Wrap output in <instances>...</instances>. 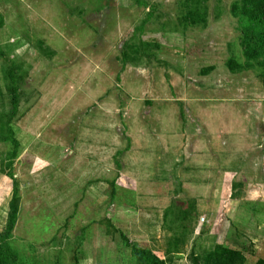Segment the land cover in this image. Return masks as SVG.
<instances>
[{
  "label": "rangeland",
  "instance_id": "rangeland-1",
  "mask_svg": "<svg viewBox=\"0 0 264 264\" xmlns=\"http://www.w3.org/2000/svg\"><path fill=\"white\" fill-rule=\"evenodd\" d=\"M198 1L200 20L181 18L190 0H0V231L14 197V264H135L130 246L163 264L216 246L264 264V69L243 63L233 0ZM155 111L182 127L160 174L146 163L158 151H140ZM178 199L189 217L174 216Z\"/></svg>",
  "mask_w": 264,
  "mask_h": 264
},
{
  "label": "trees",
  "instance_id": "trees-1",
  "mask_svg": "<svg viewBox=\"0 0 264 264\" xmlns=\"http://www.w3.org/2000/svg\"><path fill=\"white\" fill-rule=\"evenodd\" d=\"M190 1L191 2L189 3L187 11L184 12L181 18L200 20L202 15L199 14V1ZM229 11L232 15H239L240 17L244 18L245 24L241 28L239 38V43L242 47V53L247 58V61L243 63L246 64L248 62H253L259 65L261 69H264V0H233L229 5ZM1 25L2 20L0 18V27ZM0 55L2 54L0 53ZM232 61L233 60L231 59L228 60L229 63H234L235 65H237L236 62ZM4 73L5 76L9 77L10 82V108L7 115L11 117L15 113L16 93L12 85L14 84V82L12 81L10 70H5ZM1 120L2 119H0V121ZM4 124H6V122H0V125ZM7 130L8 128L6 129V131ZM8 136L13 144L14 151L17 142L13 139L10 132H8ZM11 180L13 182V187H15V180L13 179V177H11ZM13 195L14 190L12 192V196ZM111 195L110 197H112ZM176 202L178 205L174 216H180L182 217V219L189 217V209H191L192 207V202H190L189 205L184 200L178 199V201ZM184 203L186 204V207L184 206ZM15 211L16 202L14 197H11L10 201L8 202L4 225L2 227V230L0 231V264H14V262L16 261V257L12 254V250L10 249L9 244L6 241V239L11 234ZM178 226H181L180 229L183 231L181 222ZM176 237L177 236L173 237V239L169 241V243L173 242V244L171 245V247L173 248V253L177 252V244L180 242V240L177 239L178 237ZM129 252L131 257L136 260L135 264H163L162 261L150 251L130 246ZM170 252L171 250H168L166 253L170 254ZM192 254L193 253H190V256L188 258L190 264H232L234 261V257L236 258L237 256H239L237 252L219 246L214 247L213 250L208 251L201 256ZM67 264H77L73 252H71L67 257Z\"/></svg>",
  "mask_w": 264,
  "mask_h": 264
},
{
  "label": "crops",
  "instance_id": "crops-1",
  "mask_svg": "<svg viewBox=\"0 0 264 264\" xmlns=\"http://www.w3.org/2000/svg\"><path fill=\"white\" fill-rule=\"evenodd\" d=\"M177 101H181V100H177ZM162 112V111H161ZM150 116V115H149ZM154 117H153V120H152V123H147V124H149V127L148 128H146V129H144V126L143 125H146V124H144V123H142V122H140L139 123V125L140 126H142L141 127V129L145 132V131H147L148 132V134H149V136H150V138L151 139H153V141H151V142H149V143H147V144H145V146H142V148H140V149H142V150H140L142 153H143V155H144V157L147 159V158H149V153H147V152H145L146 150L145 149H148L149 150V148L148 147H151V148H154L155 150H157L158 151V153H157V156H158V159H156V160H152V158H150V159H147V161H146V163L149 165H152L153 164V166L155 167L154 169L156 170V172L158 173V174H160L161 172H164L163 171V164L161 163V156H162V153H161V149L163 150L164 149V151H168V152H170V153H173V152H176L179 148H181V142H179L180 141V139H182L181 137H182V135L180 134L181 133V123H178V119H177V117H174V124H172V122L170 123V121L168 120V125H167V120H161V114H158L156 111H155V113H154V115H153ZM163 123V124H162ZM178 124V125H177ZM173 126V127H172ZM162 128H164V129H167V130H169V132H171V138H172V143H165V144H163V139H162ZM153 143V144H152ZM152 144V146H150ZM92 145H89V147H91ZM156 146V147H155ZM88 147V148H89ZM125 148H127L126 146H125ZM85 152V151H84ZM154 152V151H153ZM167 152V153H168ZM116 154H118L117 152H116ZM155 154V153H154ZM80 155H83V154H80ZM80 155H79V157H80ZM92 151H91V153H90V151H89V154L88 155H83V158H82V161H88L89 160V163H94V164H96V163H98V161L97 160H95L94 158L92 159ZM115 152L113 151V153H112V158H114L115 156ZM163 161V160H162ZM92 167V166H91ZM96 168L97 167H95V169L94 170H96ZM171 172V171H170ZM63 180V179H62ZM85 180H87V178H83V179H80V182L81 181H85ZM67 185H69V184H72L71 182H66V180L64 179L63 180ZM77 183H79L78 181L74 184L75 185V189L76 190H78L77 188H76V184ZM65 184V185H66ZM64 186V185H63ZM74 187V186H73ZM60 188V190L62 189V185L59 187ZM65 189V188H64ZM70 189H74V188H69L68 190H70ZM75 190V191H76Z\"/></svg>",
  "mask_w": 264,
  "mask_h": 264
}]
</instances>
